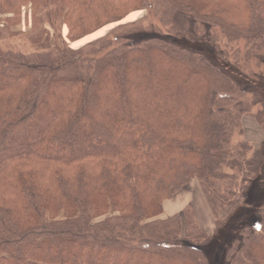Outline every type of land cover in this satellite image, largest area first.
Masks as SVG:
<instances>
[{"label": "trees", "instance_id": "trees-1", "mask_svg": "<svg viewBox=\"0 0 264 264\" xmlns=\"http://www.w3.org/2000/svg\"><path fill=\"white\" fill-rule=\"evenodd\" d=\"M161 1L184 32L160 12L165 32L121 43L152 0H0V39L24 15L36 48H0V264H210L186 243L188 213L157 215L194 177L224 199L253 176L259 155L231 142L250 92L226 66L264 63V0ZM109 24L76 47L59 29L73 41ZM233 233L225 263L264 264V203Z\"/></svg>", "mask_w": 264, "mask_h": 264}, {"label": "rangeland", "instance_id": "rangeland-1", "mask_svg": "<svg viewBox=\"0 0 264 264\" xmlns=\"http://www.w3.org/2000/svg\"><path fill=\"white\" fill-rule=\"evenodd\" d=\"M152 3L151 7H146V5L143 4L141 9L130 13L121 21H130L135 22L136 24H134V26L128 25L125 28H118L116 33L117 35L118 33H121L122 36H117L118 38H115V41L121 43L128 42V37L133 36V34L130 35V32L134 30H147L154 28V32H165L166 29L163 28V23L159 22L160 12L163 13V16L165 14L169 17L171 21L173 20V24L177 26L179 30L183 31L179 28L183 25L176 24V21H180L181 24L183 23L182 18L180 17L181 14L173 12L174 10L161 0H152ZM131 9L136 8L132 7ZM24 11H26V9H24ZM161 18L162 20L165 19L163 17ZM114 25L115 24H109L97 32L73 41H70L67 36L66 25H63L59 29L63 38L69 42L71 47H76L96 37L104 35V33L110 31ZM30 26L31 23L29 20H26L24 15H22L21 24L14 26L13 29L15 30L13 33H6L2 36L0 39V48L4 51L11 50L22 53L33 52L36 49L35 45L29 40L27 33H25ZM144 37L146 36L141 35L140 37L130 38L132 41V39L139 40ZM200 44L202 45V48L199 47ZM185 45L188 46L189 44L185 43ZM192 47L213 59V54L206 42L203 41L199 44L196 43L195 45H192ZM226 68L230 74L237 77V79L242 82V86H244L243 89L250 92L245 96L250 100V104L248 105L250 106V111L242 119L240 128H235L233 130L231 142L232 145L239 146L242 141H245L250 148L248 155L251 157L254 156L255 153L259 155L256 161L257 167L255 166V168H253V176L249 179H245V181L242 180V182L240 181V178L237 181L232 182L235 185V188H233L231 194L224 199L218 198L211 191L207 192L199 178L194 177L191 179L182 190L185 189L184 192L188 190L194 197L202 200L203 205L207 209L205 218L207 219V224L202 223V216L199 217L197 215L192 200L185 202L183 205H178V208H175L174 210H169L164 207L165 202L169 199L165 200L162 205L161 213L157 215V217L165 219L167 217H173V215L182 213L183 211L188 213L193 219L190 222V228L187 233L189 242L186 243L200 247L202 251H204L205 256L209 257L210 264H226L225 257H223V251L225 250L226 252V247L224 246L226 243L225 240L231 235L232 230L234 233H237L240 228H246L253 225L259 218V209L264 203V118L259 122L255 119L256 113L260 110L259 105H264V76L256 79L248 77L257 71H262L264 69V63H256L254 60L251 61L248 65V69L242 70V72L246 73V76L237 75L233 69H228V66H226ZM239 129H241V131ZM257 133L258 135H256ZM100 219H102V217L96 218L95 221H99ZM223 228L226 229L224 233H221L222 237L219 239L216 238L215 235L217 233L220 234ZM204 239H208L207 244H205L206 242H204ZM203 244H205V248L202 246Z\"/></svg>", "mask_w": 264, "mask_h": 264}, {"label": "bare ground", "instance_id": "bare-ground-1", "mask_svg": "<svg viewBox=\"0 0 264 264\" xmlns=\"http://www.w3.org/2000/svg\"><path fill=\"white\" fill-rule=\"evenodd\" d=\"M256 135H258V133ZM184 190H181L180 192L175 194L171 199L166 201L164 207L169 210H174L175 208H178V205H183L185 202H189L190 200H192L194 202L197 215L199 217L202 216L201 219H203V222H201L207 224V219H205L207 209L203 205L202 200H199L198 198L194 197L188 190L186 192H184Z\"/></svg>", "mask_w": 264, "mask_h": 264}]
</instances>
